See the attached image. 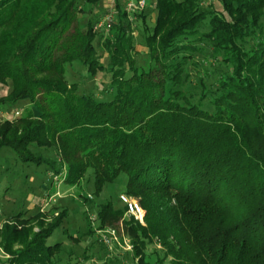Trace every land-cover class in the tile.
I'll use <instances>...</instances> for the list:
<instances>
[{
    "label": "trees",
    "instance_id": "16d2710c",
    "mask_svg": "<svg viewBox=\"0 0 264 264\" xmlns=\"http://www.w3.org/2000/svg\"><path fill=\"white\" fill-rule=\"evenodd\" d=\"M85 1L79 20L80 0H0V110L32 107L5 113L0 152L64 168L69 187L92 173L94 196L124 181L146 211L145 226L123 222L133 264H264V0H144L134 13L125 6L139 0ZM73 65L108 71L109 99L79 94ZM191 66L204 67L194 86ZM34 211L5 219L0 264L58 261L61 245L46 241L68 210L48 225ZM124 216L101 204L96 228Z\"/></svg>",
    "mask_w": 264,
    "mask_h": 264
},
{
    "label": "rangeland",
    "instance_id": "374dc122",
    "mask_svg": "<svg viewBox=\"0 0 264 264\" xmlns=\"http://www.w3.org/2000/svg\"><path fill=\"white\" fill-rule=\"evenodd\" d=\"M210 1L217 4V0ZM79 3L84 10L82 11L83 14L78 13L77 17L79 20H83L87 18L89 6L85 5V0H80ZM148 24L151 26L150 23ZM191 41L193 40L191 39ZM140 44H142L141 41ZM196 45L198 47L203 46L200 43ZM94 46L97 54L101 55L103 65L108 68V60L102 56L103 53L98 48L97 41H95ZM148 66L149 61L147 62L143 55L136 58V68L147 69ZM191 67H187L186 71L190 75L189 80L192 82L190 85L194 86L197 82L195 79L199 76L196 75L197 71L202 74L204 67ZM66 74L69 82L78 84L79 94L92 95L98 101L109 99L108 96L105 97L111 79L108 71L90 78L86 75L84 68L73 65V67H67ZM31 108L29 102L20 101L8 110L10 113L7 110H0V123L6 120L5 113H9L8 117H13L14 113L11 110H17L21 115H24ZM43 154L45 159L49 158V160L55 161L54 167L60 170V164L56 161L57 158L52 151H44ZM51 172L53 173L52 170H48V163L39 165L34 163L24 164L9 149H3L0 152V229L6 222L5 219L14 217L17 214H22L23 218L30 217L37 207H39L41 215L40 222L43 225H48L66 208L68 210L67 216L62 219L59 227L54 230L46 241L47 246L61 245L56 264H133L131 257L126 256V254H131L132 245L123 223L124 220L129 221L131 218L124 216L114 225L101 229L96 228L95 220L98 206L101 204L111 202L115 210H124L125 206L120 201V196L123 195L125 182L120 181L112 185H106L99 196H94L92 173H87L78 186L69 187L63 181L57 187V185L51 183V178L48 176V173ZM56 192L59 193V197H52ZM126 197L139 203V199L136 197ZM84 198L89 201L84 202ZM144 212L146 214L145 210ZM31 224L35 227L34 231L36 232L35 222H31ZM141 226H145V221ZM88 230H92L94 233L89 235L87 234ZM108 230L115 231L116 237L119 239V245L116 242L104 244L101 233ZM156 243L154 242L153 245L147 248L148 254L152 253L153 250H161V246ZM127 247L130 250H126ZM17 249H19V246L15 245L14 250ZM84 253H86L88 259L84 258ZM9 258L10 255L0 247V262L4 263Z\"/></svg>",
    "mask_w": 264,
    "mask_h": 264
},
{
    "label": "built area",
    "instance_id": "2783aa9c",
    "mask_svg": "<svg viewBox=\"0 0 264 264\" xmlns=\"http://www.w3.org/2000/svg\"><path fill=\"white\" fill-rule=\"evenodd\" d=\"M144 7H145V1L144 0H139L137 2L129 1L125 6V11L127 13H134V12L142 10ZM112 19L113 18L111 16V14L105 15V17H103V19L99 22V24L96 26V28H101L105 24L110 25L112 22ZM17 116H19V112H16L14 114V117H17ZM48 176L51 178V183L57 185V187H58L65 180L66 171H65V169H62L61 173H59V174H55V173L51 172V173H48ZM55 196L59 197V193L56 192L54 194V196H52V197H55ZM52 197H51V199H53ZM120 201L125 206V216H127L129 218H133L139 224L143 225L145 212L141 208L140 204L136 200L130 199L124 195L120 196ZM101 239L104 242V244H109L110 242H116V244L119 245L118 244L119 239L116 237L114 230H108L105 233H101ZM126 250H130V249H128V247H127Z\"/></svg>",
    "mask_w": 264,
    "mask_h": 264
}]
</instances>
